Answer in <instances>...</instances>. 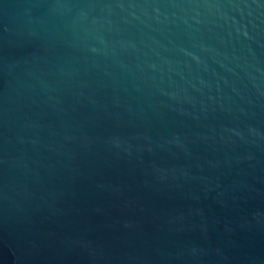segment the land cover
I'll use <instances>...</instances> for the list:
<instances>
[{
    "label": "water",
    "instance_id": "95a60500",
    "mask_svg": "<svg viewBox=\"0 0 264 264\" xmlns=\"http://www.w3.org/2000/svg\"><path fill=\"white\" fill-rule=\"evenodd\" d=\"M0 264H264V0H0Z\"/></svg>",
    "mask_w": 264,
    "mask_h": 264
}]
</instances>
